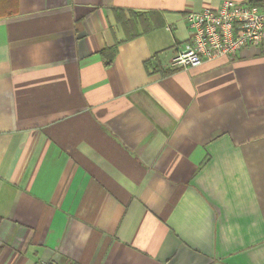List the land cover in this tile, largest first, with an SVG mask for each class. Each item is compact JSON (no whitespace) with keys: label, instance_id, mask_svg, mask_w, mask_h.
<instances>
[{"label":"crops","instance_id":"1","mask_svg":"<svg viewBox=\"0 0 264 264\" xmlns=\"http://www.w3.org/2000/svg\"><path fill=\"white\" fill-rule=\"evenodd\" d=\"M223 1L0 0V264H264V50L170 67Z\"/></svg>","mask_w":264,"mask_h":264},{"label":"built area","instance_id":"2","mask_svg":"<svg viewBox=\"0 0 264 264\" xmlns=\"http://www.w3.org/2000/svg\"><path fill=\"white\" fill-rule=\"evenodd\" d=\"M184 19L190 40L175 54L171 69L186 70L222 57L234 58L246 47L264 50V0H256V5L223 1L216 10L191 12Z\"/></svg>","mask_w":264,"mask_h":264},{"label":"trees","instance_id":"3","mask_svg":"<svg viewBox=\"0 0 264 264\" xmlns=\"http://www.w3.org/2000/svg\"><path fill=\"white\" fill-rule=\"evenodd\" d=\"M253 5H256V1H255V4H253ZM130 16H131V18L133 17L135 22L140 24V26L142 28V32L144 34L148 33L153 28H157V27L162 26L160 19L157 17V15H154V14H149L148 18H146V19L143 16H137L133 13H130ZM136 36H137L136 34L128 35V39H132ZM115 54H116V47L108 49V50H104L100 53V56L102 57V59L104 61V65L106 67H108L112 63Z\"/></svg>","mask_w":264,"mask_h":264}]
</instances>
